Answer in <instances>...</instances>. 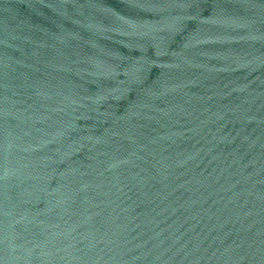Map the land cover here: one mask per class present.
<instances>
[{
	"label": "water",
	"instance_id": "water-1",
	"mask_svg": "<svg viewBox=\"0 0 264 264\" xmlns=\"http://www.w3.org/2000/svg\"><path fill=\"white\" fill-rule=\"evenodd\" d=\"M0 33L123 69L264 146V0H0Z\"/></svg>",
	"mask_w": 264,
	"mask_h": 264
}]
</instances>
